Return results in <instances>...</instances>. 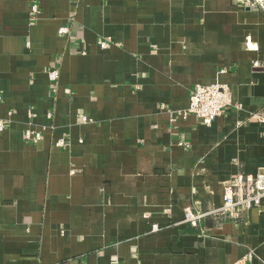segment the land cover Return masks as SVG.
Instances as JSON below:
<instances>
[{
	"label": "crops",
	"instance_id": "0c3cea01",
	"mask_svg": "<svg viewBox=\"0 0 264 264\" xmlns=\"http://www.w3.org/2000/svg\"><path fill=\"white\" fill-rule=\"evenodd\" d=\"M217 78L233 99L220 116L178 115ZM0 96V264H264V198L241 217L184 219L264 172L263 10L0 0Z\"/></svg>",
	"mask_w": 264,
	"mask_h": 264
},
{
	"label": "built area",
	"instance_id": "2783aa9c",
	"mask_svg": "<svg viewBox=\"0 0 264 264\" xmlns=\"http://www.w3.org/2000/svg\"><path fill=\"white\" fill-rule=\"evenodd\" d=\"M238 4L247 8H257L264 11V0H237ZM33 11H38V6H33ZM70 28L64 25L60 28V33L69 34ZM112 38H105L99 42L100 47L106 49L112 43ZM225 68L219 74L226 72ZM60 70L53 66L48 70L49 79L52 84V91L56 92ZM69 91V90H67ZM1 99V96H0ZM233 102L232 92L229 84L221 82L219 78L211 84H196L190 103L187 109L178 112V115L187 118L194 114L205 123H210L220 116L226 107ZM258 120L264 122V115L261 112L252 114ZM9 122L0 118V132L7 129ZM42 138V130L28 128L25 131V139L32 143H37ZM57 146L66 145L65 139L61 138L56 142ZM264 198V172L256 175L238 174L224 185L223 200L224 204L220 208L211 209L207 212L194 211L188 207L185 209V221L193 225H199L206 215L229 212L233 217H241L246 210L261 206ZM158 229L155 225L154 230Z\"/></svg>",
	"mask_w": 264,
	"mask_h": 264
}]
</instances>
